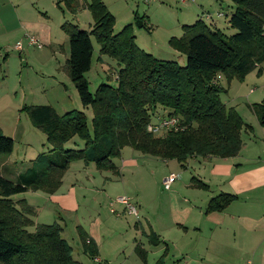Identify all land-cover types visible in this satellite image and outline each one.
Returning a JSON list of instances; mask_svg holds the SVG:
<instances>
[{
	"label": "trees",
	"instance_id": "obj_1",
	"mask_svg": "<svg viewBox=\"0 0 264 264\" xmlns=\"http://www.w3.org/2000/svg\"><path fill=\"white\" fill-rule=\"evenodd\" d=\"M62 1L70 12L79 7L78 0ZM230 1L235 5L228 18L231 33L199 18L183 24L182 33L169 38V47L185 56L183 65L139 48L130 25L114 33L115 18L102 0H84L92 17L89 30L67 21L61 24L68 35L65 70L81 104L91 107L92 118L89 125L80 110L58 114L49 105L24 108L33 126L44 133L53 157L39 158L43 163L39 171L32 162L15 182L0 174V264H81L73 255L74 248L96 257L97 245L81 226H75V244H70L62 235L63 225L57 221L34 224L26 201L12 197L28 189L53 193L72 161L94 163L97 169L117 173L113 159L127 146L142 154L176 160L182 167L195 156L228 158L239 153L246 124L235 109L221 101L224 87L217 76L229 83L242 81L253 69L261 73L264 0ZM91 35L99 44L98 59L107 55L118 66L116 83L101 82L93 94L85 77L93 53ZM252 109L264 127V99L252 104ZM163 116H176L180 128L149 132L147 125ZM75 137L82 146L65 148L68 142L77 146ZM12 148L13 139L0 130V154L8 155ZM193 184L207 188L200 180L194 179ZM235 198V194L221 192L209 199L204 212L222 211ZM148 233V242L159 244L157 235L150 229ZM135 252L141 261L146 260L141 246ZM162 256L154 264H163Z\"/></svg>",
	"mask_w": 264,
	"mask_h": 264
},
{
	"label": "rangeland",
	"instance_id": "obj_2",
	"mask_svg": "<svg viewBox=\"0 0 264 264\" xmlns=\"http://www.w3.org/2000/svg\"><path fill=\"white\" fill-rule=\"evenodd\" d=\"M11 1L13 2L8 3L6 0H0V130L13 139V148L8 155L0 154V174L15 182L17 175L24 174L32 162L36 165L35 171H39L43 164L39 158L53 157V153L48 150L50 147L45 141L44 133L33 126L25 107L49 105L58 114L69 110H80L84 112L87 123L90 125L91 107L81 104L77 91L65 70V62L69 54L68 35L61 29V24L67 21L75 24L79 29L89 30L92 25V17L90 11L78 7L74 13L70 12L64 7L62 0L59 1L61 9L57 6V0H51L52 3L50 0H46L48 16L43 15L42 8L37 12V6L36 10L33 7L34 12L36 11L34 16L37 15L35 17L37 21L33 18L27 27H23L16 23V18H19V12H21V4L14 5L15 2L18 3L21 0ZM102 1L115 18L114 33L126 25H130V34L139 48L158 59L173 60L179 65L184 64L185 56L182 54L179 56L180 53L169 47L168 40L171 36L177 37L181 34L183 24H191L200 18L207 25L215 23L225 34L232 32L228 25V18L235 5L230 0H188L185 3L180 0ZM38 2L45 7V0H38ZM25 3L30 4L31 0H27ZM78 3L81 5L84 0H78ZM25 35H32L41 46L39 47V44L29 45ZM90 39L93 44V53L91 66L85 73V77L89 84V91L93 94L101 82L111 85L116 83L115 74L118 66L107 55H101V60H99V44L94 36L91 35ZM19 40L22 43L20 51L14 49L16 41ZM259 67L261 73H258L257 69H253L246 74L242 81L233 79L227 83L224 76H221L219 84L224 87V91L220 93L223 104L235 109L246 124L241 132L243 141L246 140L244 157H247L249 153L251 156L255 155L250 160L261 158V161H264V146L261 143L264 135L260 134L261 131H264V127L259 124L257 115L252 109V104H258L264 99V61ZM244 132L250 133V140L257 142H249L248 137L243 135ZM74 140L77 141V146L68 142L65 148L82 146L83 142L80 139L75 137ZM131 152L136 153L137 161H139L137 167L132 170L125 167L119 170V175L116 176L117 181H120L124 188L121 189L120 185L111 199L106 198L108 196L103 191H99L96 195L100 199L98 205H95V202L92 205L91 195L93 196V192L89 191L92 189V185L90 180L84 179V176H82L81 182L76 184L79 208L75 212L74 209L64 211L54 196H48L45 193L37 192V190L28 189L26 192L15 194L12 197L26 199V204L33 212L31 217L34 219L41 220L46 224L54 220L63 225L62 235L70 244H75L76 224L88 226L93 217H99L102 222L100 230L103 234L100 235V240L103 242L99 249L100 257L97 255L96 258L100 262L95 261V257L90 258L83 254L77 248L73 249V255L81 264H120V262H116L117 258L121 260L138 257L133 250V245L139 234L135 233L133 221L139 217L135 218L120 211L119 215H114L115 213H112L111 209L121 210V206L123 208L122 204L116 203L115 198L128 197L130 202L135 205L136 189H139L143 200L147 195L150 199L164 196L168 191L163 188L162 181L160 182L162 173L164 171L165 174L174 172L175 180L178 179L180 173L179 162L176 160H163L142 154L128 146L121 150L120 157L113 160L117 164H121V159ZM238 158H240V162H243L241 157H236L235 163ZM83 163L82 160L72 161L65 175H70L69 171ZM94 166V163H89L85 170L97 178H104L112 172L97 169ZM245 167H248V164H245ZM144 189L146 197L143 196ZM216 189L215 183H210L209 192L212 195L219 192ZM80 193L84 196H81ZM129 193H132L134 198ZM254 195L253 198L259 196V194ZM238 196L242 199L248 198L246 194H238ZM33 210L36 212L34 213ZM151 213L152 211L149 216L153 217ZM144 216L140 213V220ZM147 219L150 224V218L147 217ZM29 229L33 230L31 227ZM244 236L243 234L225 236L227 240L233 238L231 242H228L231 247L226 246L222 256L216 252H210L209 258H214L215 261L223 264H235L237 261L239 264H245L247 259L252 260L251 257L256 258L258 262L262 261L264 259V243L261 244L260 241L253 243V236H249L246 247H250V249L245 250L242 248ZM145 238L147 239V236ZM147 246L154 248L151 244H147ZM252 247H254V251L251 249ZM238 248L248 255H241Z\"/></svg>",
	"mask_w": 264,
	"mask_h": 264
},
{
	"label": "crops",
	"instance_id": "obj_3",
	"mask_svg": "<svg viewBox=\"0 0 264 264\" xmlns=\"http://www.w3.org/2000/svg\"><path fill=\"white\" fill-rule=\"evenodd\" d=\"M6 1H8V3L13 2L11 0ZM25 1L27 0H21L14 4L16 6L21 4L19 18H16L17 24L27 27L30 20L37 17L36 14L34 16V13H36V11L34 12L36 6L37 12L42 8L43 15L45 17L48 16L46 10L48 5L46 4V0L45 7L38 2V0H31L30 4H26ZM50 2L52 3L51 0ZM84 6L83 3L79 5L78 8L87 11L88 9ZM50 7L51 6L49 5V8ZM35 20L37 21L36 18ZM214 25L219 28L215 23ZM25 39L27 41L26 35ZM16 42L21 43L20 40ZM179 56H181V54ZM260 134L264 135V131H261ZM243 135L248 137L249 142H257L250 140V133L248 134L244 132ZM261 143L264 146V138L261 139ZM245 147L246 140L244 139L241 149L235 157L218 158L212 156H195L188 158L184 167L179 163L178 166L180 173L178 179H174L172 182L173 186L166 189L168 192L164 196L150 199L147 195V198L144 194V189L143 196L146 198L143 200L140 196L141 193L139 189H136L137 195L135 194V206L138 209L139 218L137 217L138 219L133 222L135 223V233L136 235L139 234V236H137V239L135 238L133 250L135 252V247L137 245L141 246L146 252V260L143 263L138 257H133L131 259L123 258L121 260L117 258L116 262H120V264H154L155 261L163 255L165 248H167L166 254L162 256L163 264H223L215 261L214 258L210 259L209 254L210 252H216L218 255L222 256L225 247H231L228 242H231L233 238L227 240L225 239V236H236L237 234L245 235L243 237L244 243L242 245V248L245 250L250 249V247H246V241L249 236H253V243L260 241L261 244H263L264 161H261V158L250 160L255 157V155L251 156L249 153L247 157H244ZM236 157H241L243 162H240V158H238L235 163L234 159H236ZM137 160L136 153L131 152L121 159V164H117L114 161L117 173L110 171L111 174L109 176H104V178H97L94 174L86 171L85 168H88L86 163L78 164V166L73 168L72 171H69L71 172L70 175H65L69 168L65 171L61 178L60 186L53 193L48 194L39 190H37V192L39 191L48 196H54V199H56L57 203L63 207L62 209H64V211L66 209H74L73 211L75 212V210H78L79 208L76 184L81 182L82 176H84V179L90 180V184L92 185V189L89 190L93 192V196L91 195V199L93 198L92 205L94 202L95 205H98L100 203L99 197L96 196L98 192L103 191L104 194H107L108 197L106 198L108 199L114 197L113 194L119 189L118 187L120 185L121 189L124 188L123 184H121L120 181H117L118 179L116 176L119 175V170H122L125 167H129L132 170L134 167H137L139 162ZM245 164H248V167H245ZM166 175L167 174H165L164 171L161 175L162 178L160 179V182ZM194 179L207 184V188L204 189L194 186ZM212 182L215 183L216 190L219 191L217 194L221 192L231 193L235 194L236 198L222 211L205 213L204 209L209 199L217 195H212L209 192L210 183ZM224 188L225 190H223ZM129 194L133 197L132 193ZM238 194H246L248 195V198L245 197L242 199ZM254 194H259V196L253 198ZM81 196L84 195L81 194ZM13 199L17 200L15 198ZM24 200L27 202L26 199ZM33 211L34 213L36 212L35 210ZM110 211L115 213L114 215L116 216L119 215L120 212H125L122 206L121 210L111 209ZM151 211L153 217L149 216ZM140 213L145 215L143 218L141 217L142 220H140ZM147 217L150 218V224H148ZM32 220L34 224H46L41 220L34 219V217H32ZM114 220L118 221L117 219ZM52 222L47 224H51ZM77 225L79 224H76L75 226ZM101 226L102 222L99 217H93L88 226H81L88 236L95 241L98 256L101 242H103L100 240V237L103 235L100 230ZM149 229L157 235L159 240V244L153 245L154 248L147 246V244L150 243L145 236L149 234ZM251 249L254 251V247ZM238 250H240L241 255H248L243 252L241 248H238ZM129 257H132V255H129ZM251 258L252 260L247 259L245 264H264V259L258 262L256 261V258ZM235 264H239L238 261L235 262Z\"/></svg>",
	"mask_w": 264,
	"mask_h": 264
},
{
	"label": "built area",
	"instance_id": "obj_4",
	"mask_svg": "<svg viewBox=\"0 0 264 264\" xmlns=\"http://www.w3.org/2000/svg\"><path fill=\"white\" fill-rule=\"evenodd\" d=\"M182 3H185L188 0H180ZM207 17V16H206ZM27 42L28 44H39V47L41 46L40 43L37 41L36 38H34L32 35H26ZM14 48L16 50H21L22 49V44L20 42H16L14 45ZM217 78H219L217 76ZM179 120L176 116H163V117H158L155 121H152L147 125V130L153 134H158L164 130L168 129H179ZM175 174L173 172L168 173L164 178L162 179V185L164 189H169L171 186L172 182L175 179ZM115 201L117 203H120L123 205L124 211L131 216H134L135 218L138 217V211L136 206L130 202L128 197L125 196H120L116 197ZM95 261L100 262L98 258H94Z\"/></svg>",
	"mask_w": 264,
	"mask_h": 264
}]
</instances>
